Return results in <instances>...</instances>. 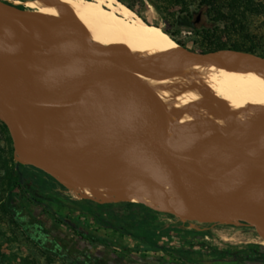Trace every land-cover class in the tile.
Returning <instances> with one entry per match:
<instances>
[{
	"label": "bare ground",
	"instance_id": "obj_1",
	"mask_svg": "<svg viewBox=\"0 0 264 264\" xmlns=\"http://www.w3.org/2000/svg\"><path fill=\"white\" fill-rule=\"evenodd\" d=\"M9 1L32 8L46 21L82 27L92 36L98 64L110 75L116 92L145 112L179 111L209 138L251 142L264 151V56L230 48L189 49L162 24L144 20L120 0ZM54 42L68 60L80 62L67 39L56 37ZM42 69L25 29L0 20V75L24 79ZM6 117L33 134L50 132L41 144L52 158L24 136L16 141L17 157L40 165L84 196L119 199L123 184L128 195L151 206L191 223H206L188 203L153 193L140 177L130 146L117 139L109 123L87 104L47 97L9 110ZM52 132L71 150L88 142L92 151L71 156ZM167 150L172 162L203 176L247 168L232 159L212 161L174 143ZM251 218L260 222L254 214Z\"/></svg>",
	"mask_w": 264,
	"mask_h": 264
},
{
	"label": "water",
	"instance_id": "obj_2",
	"mask_svg": "<svg viewBox=\"0 0 264 264\" xmlns=\"http://www.w3.org/2000/svg\"><path fill=\"white\" fill-rule=\"evenodd\" d=\"M0 20L6 26L25 29L35 56L43 66L31 78L0 75V119L8 126L15 147L18 138L24 136L34 140L42 153L52 158L41 144L42 138L50 132L33 134L15 127L6 117L9 110L47 97L85 103L109 123L117 139L130 146L140 177L153 193L170 194L188 203L208 223L248 231L264 240V151L259 146L246 141L209 138L179 111H158L151 115L135 102L121 97L110 75L98 64L92 36L80 26L46 21L32 8L9 0H0ZM56 37L69 41L80 58L79 63L68 60L55 46ZM162 116L168 120L162 121ZM52 134L71 156L92 151V144L88 142L84 147L71 150L58 138L57 132ZM170 143L212 161H240L247 168L203 176L172 162L167 150ZM121 192L126 200H141L128 195L123 184ZM251 214L260 222L252 221Z\"/></svg>",
	"mask_w": 264,
	"mask_h": 264
},
{
	"label": "rangeland",
	"instance_id": "obj_3",
	"mask_svg": "<svg viewBox=\"0 0 264 264\" xmlns=\"http://www.w3.org/2000/svg\"><path fill=\"white\" fill-rule=\"evenodd\" d=\"M124 1L133 6V10L144 20H153L174 32L175 38L185 47L194 50L195 47L206 46L207 43L200 40L193 42L196 38L193 34V22L202 0ZM207 1L223 6V11L230 8L232 10L237 4L242 3L243 7L235 8L234 13L239 22L257 35L255 43L257 54H264V0ZM201 10L205 12L204 8ZM187 13H191L192 16L188 17ZM13 159L18 163L14 164ZM27 194L34 201L32 206L28 202H22L21 196L24 195L25 199ZM53 194H56V198H53ZM39 199L51 200L53 207H46V212L58 218L61 224L67 225L66 227H71L67 218L74 219L71 214L75 211L76 205L92 204L101 214L115 222L126 223L132 230L143 219L150 224L157 223L183 229L197 237L194 245L199 247L200 251L195 255L204 263L210 262L213 251L221 248L264 245V240L251 232L224 224L191 223L168 210L151 206L144 200H126L122 197L103 200L93 195L84 196L60 182L55 174L40 165L19 159L13 136L6 123L0 119V264H82L64 249L54 250L49 247L25 228L24 212L29 207L37 206L35 203L39 202ZM90 234L130 245L136 242L133 236L124 235L115 228L105 227L101 228L100 232L94 230ZM146 248L150 249L144 247Z\"/></svg>",
	"mask_w": 264,
	"mask_h": 264
},
{
	"label": "flooded vegetation",
	"instance_id": "obj_4",
	"mask_svg": "<svg viewBox=\"0 0 264 264\" xmlns=\"http://www.w3.org/2000/svg\"><path fill=\"white\" fill-rule=\"evenodd\" d=\"M23 219L25 228L34 237L45 242L54 250L64 249L82 264H153L151 261L153 255L147 248L142 249L140 246L117 242L115 239H105L85 232L81 233L80 230L74 232V227L68 226L73 229V231H69V228L61 224L58 218L46 212H38L34 207L26 209ZM116 224L118 226L117 230L122 231L124 235L135 236L134 230L128 227L126 223L116 222ZM142 238L150 246L151 243H154V238L150 235H143ZM196 238H188L186 235L179 240H168L162 236L159 243L165 242L167 245L179 243L180 247L187 249V251L189 249L195 251L199 249V247L194 245ZM210 262H221L222 264H264V245H241L233 246L229 249L221 248L213 251Z\"/></svg>",
	"mask_w": 264,
	"mask_h": 264
},
{
	"label": "trees",
	"instance_id": "obj_5",
	"mask_svg": "<svg viewBox=\"0 0 264 264\" xmlns=\"http://www.w3.org/2000/svg\"><path fill=\"white\" fill-rule=\"evenodd\" d=\"M120 1L124 2L130 8L134 9L133 6H131L124 0ZM199 4V11L195 16L193 22V34L196 36V38L193 39V42L200 40L207 44L206 46L195 47L194 50L200 52H209L223 48H230L257 53L255 47V43H257V35L250 32L242 22H239L234 13L235 8L243 7L242 3L237 4L236 7H234V9L232 10L230 8L231 6L229 5L228 7L230 8V10L228 11H223V6L211 3L207 0H202V2H200ZM203 8L205 9L204 13L201 10ZM187 16L190 17L192 15L191 13H187ZM167 31L172 36H176L174 32L170 30ZM259 55L264 56V54ZM13 163L17 164L18 162L17 160L13 159ZM86 209L88 212L94 215L96 220L102 225L118 229L115 221L101 214L94 207L86 206ZM71 227H76L77 229L81 230V233H86V230H84L80 226L71 224Z\"/></svg>",
	"mask_w": 264,
	"mask_h": 264
},
{
	"label": "crops",
	"instance_id": "obj_6",
	"mask_svg": "<svg viewBox=\"0 0 264 264\" xmlns=\"http://www.w3.org/2000/svg\"><path fill=\"white\" fill-rule=\"evenodd\" d=\"M21 198H22L23 203L28 202V204L29 205L31 204V206L34 203V201H32V199L29 197L28 194H27V198L24 199V195H22ZM53 198H56V194H53ZM35 204L37 206H35L34 208H36L37 210L41 212H46L47 211L46 207H49V208L53 207L52 206L53 204L51 200L49 199H39V202H36ZM86 206H92L95 208V206L92 204H85V205L78 204L75 206V211L71 214L72 217H74V219L73 218L70 219L67 217L65 218L69 220V223L75 226L82 227L84 230H86V233L87 231L92 233V231L94 230H96L97 232H100V229L105 228V226L99 223L94 217V215H92L90 212L87 211ZM72 228H69V231H73ZM75 228H74V232L76 230H80V229H75ZM133 230L135 232V236H133V238L136 241L134 242L133 245L140 246L142 249H144V247H150L151 250L150 249L149 250L152 251V255H153L151 257V261L153 264H222L221 262H217V263L201 262L199 260V257L195 255L199 253L198 252L200 251L199 249L195 251L189 249L187 251V249L180 247L179 243L177 244L172 243L171 245H167L165 242L159 243L160 237L162 236H164L168 240H173V239L179 240L181 238H184L186 235L188 238H192V237L196 238L194 234H191L183 229L174 228L172 226H163L157 223L150 224L149 222L143 219L138 223V226H136V228H134ZM143 235L152 236V238H154L153 239L154 243H151V246L148 245L145 239L142 238ZM182 254H185V255H182Z\"/></svg>",
	"mask_w": 264,
	"mask_h": 264
}]
</instances>
